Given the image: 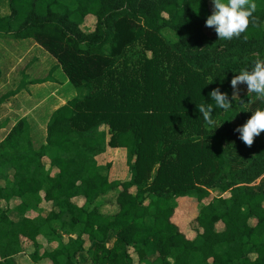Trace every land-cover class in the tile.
Returning a JSON list of instances; mask_svg holds the SVG:
<instances>
[{
    "label": "trees",
    "instance_id": "16d2710c",
    "mask_svg": "<svg viewBox=\"0 0 264 264\" xmlns=\"http://www.w3.org/2000/svg\"><path fill=\"white\" fill-rule=\"evenodd\" d=\"M254 2L258 25L219 51L205 32L211 0H0V37L35 41L79 92L39 147L26 118L0 142V264L29 247L34 264H264V190L236 181L264 172V132L234 156L224 147L231 80L264 47V0ZM216 88L229 110L209 96ZM245 97L244 123L264 108ZM199 104L212 105L213 126ZM108 149L128 153L126 178L101 164ZM179 208L195 214L193 238Z\"/></svg>",
    "mask_w": 264,
    "mask_h": 264
},
{
    "label": "rangeland",
    "instance_id": "374dc122",
    "mask_svg": "<svg viewBox=\"0 0 264 264\" xmlns=\"http://www.w3.org/2000/svg\"><path fill=\"white\" fill-rule=\"evenodd\" d=\"M95 26L96 18L89 16L82 26V30L84 32L93 31ZM205 32L213 39V43L219 51H222L232 40H220L215 29L206 25ZM164 33L170 34V31L164 30ZM129 55L133 62H137L141 57L136 50L130 51ZM250 55L255 57L256 60H264V47L253 51ZM57 63L58 61L53 56L33 40L0 37V99L9 93L17 91L14 95L11 94L6 98L3 103H0V142L7 138L11 129L23 118H26L31 125L32 138L36 147L45 142L47 123L52 112L79 93L68 81L63 70L61 68L60 70L55 65ZM238 88V97H235L234 100L236 114L225 125L224 131V147L227 154L231 156L236 155L235 147L242 141L240 133L236 129L244 124L242 107L248 100L245 97L247 88L243 84L238 85ZM247 156L248 152L242 157L246 159ZM107 163L112 164L111 177L115 179L126 178L128 171V153L126 150L108 149L101 158L102 165ZM48 168L50 171L51 168ZM103 170L105 171L106 169L102 168ZM226 175L223 176V180H225ZM238 178L236 181L244 185L248 190H264V172L260 175H255L253 171H245ZM213 192L216 195L222 194L219 188L213 189ZM185 203L189 207L191 201L187 199ZM16 204L18 202L14 200L11 203L12 208ZM45 206L48 207L50 205L45 204ZM184 215L187 217L192 216V218L188 221ZM194 219V213L184 214L181 208L177 210L174 216L175 222L181 226L188 237L192 238L195 236L194 227L197 226ZM53 245L57 244L54 243Z\"/></svg>",
    "mask_w": 264,
    "mask_h": 264
},
{
    "label": "clouds",
    "instance_id": "9594fccd",
    "mask_svg": "<svg viewBox=\"0 0 264 264\" xmlns=\"http://www.w3.org/2000/svg\"><path fill=\"white\" fill-rule=\"evenodd\" d=\"M213 11L206 19V26L214 28L220 40L240 38L250 25L257 26L258 17L254 15L257 4L254 0H211ZM247 41V36L243 37ZM245 84L247 93H254L256 98L264 102V60L257 59L251 69H241L238 75L231 80L234 89L232 99L238 97V85ZM209 96L215 102L216 107L227 111L232 107L228 94L219 88L213 89ZM203 120L209 126L215 121L212 118L213 107L211 104L196 105ZM240 133V139L248 147L254 143L255 137L264 132V108H256L250 118L236 129Z\"/></svg>",
    "mask_w": 264,
    "mask_h": 264
},
{
    "label": "crops",
    "instance_id": "0c3cea01",
    "mask_svg": "<svg viewBox=\"0 0 264 264\" xmlns=\"http://www.w3.org/2000/svg\"><path fill=\"white\" fill-rule=\"evenodd\" d=\"M56 62V61H55ZM58 64V63H57ZM57 64H55L56 66H57ZM60 69V68H59ZM61 70V69H60ZM69 81V80H68ZM3 103V102H2ZM62 106V105H61ZM57 108H59V107H57ZM56 108V109H57ZM55 109V110H56ZM54 110V111H55ZM53 111V112H54ZM52 112V113H53ZM14 212V211H13ZM42 214H44V215H46V214H48V210H46V209H44L43 211H42ZM17 216H18V214L17 213H15L14 212V214L12 215V217L13 218H17ZM54 247H56L57 245H53ZM30 249H28L27 251H25V252H22L21 254H19V255H17L16 256V261H17V263L18 264H34V262L32 261V259H31V257H30V254H31V252L33 251V248H31V247H29ZM43 264V263H42Z\"/></svg>",
    "mask_w": 264,
    "mask_h": 264
}]
</instances>
